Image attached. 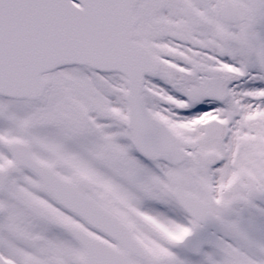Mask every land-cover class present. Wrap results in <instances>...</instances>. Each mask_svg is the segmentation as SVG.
Returning a JSON list of instances; mask_svg holds the SVG:
<instances>
[{"label": "snow or ice", "instance_id": "6c2138e0", "mask_svg": "<svg viewBox=\"0 0 264 264\" xmlns=\"http://www.w3.org/2000/svg\"><path fill=\"white\" fill-rule=\"evenodd\" d=\"M0 264H264V0H0Z\"/></svg>", "mask_w": 264, "mask_h": 264}]
</instances>
